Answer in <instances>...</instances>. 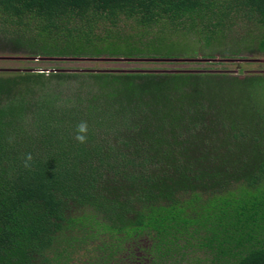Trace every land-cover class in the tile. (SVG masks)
Instances as JSON below:
<instances>
[{
    "label": "trees",
    "instance_id": "16d2710c",
    "mask_svg": "<svg viewBox=\"0 0 264 264\" xmlns=\"http://www.w3.org/2000/svg\"><path fill=\"white\" fill-rule=\"evenodd\" d=\"M184 29L264 52V0H0L26 60L173 58ZM0 264H264V72L0 70Z\"/></svg>",
    "mask_w": 264,
    "mask_h": 264
},
{
    "label": "rangeland",
    "instance_id": "374dc122",
    "mask_svg": "<svg viewBox=\"0 0 264 264\" xmlns=\"http://www.w3.org/2000/svg\"><path fill=\"white\" fill-rule=\"evenodd\" d=\"M170 26L164 28L168 31ZM231 40L234 36L247 35L249 38L259 33L258 27L253 22H246L242 28L235 26L231 31ZM174 35L173 39L178 41L173 53L180 60H151L159 57H135V59L119 58L120 56L103 55L101 58H84V59H64V58H38L26 60L25 54H13L9 48L0 42V70L5 69H33L38 72L49 73L52 69L66 70H103V69H177V70H209L213 72H229L237 75L239 78L252 73L264 72V52L258 48L257 42L251 44L253 48L243 47L241 55L225 57L218 48L205 47L200 34L196 31H187L184 29ZM249 44V41L247 42ZM233 46V45H231ZM224 46L221 47V50ZM229 47V46H228ZM234 47V46H233ZM169 53V51H165ZM207 53L215 54L213 57L206 56ZM15 55V56H13ZM15 57V58H14ZM141 58H149L142 60ZM171 58V57H169ZM40 59V60H39ZM138 59V60H137Z\"/></svg>",
    "mask_w": 264,
    "mask_h": 264
},
{
    "label": "water",
    "instance_id": "95a60500",
    "mask_svg": "<svg viewBox=\"0 0 264 264\" xmlns=\"http://www.w3.org/2000/svg\"><path fill=\"white\" fill-rule=\"evenodd\" d=\"M18 58H25V57H18ZM26 58H28V57H26ZM33 58L38 59L40 57H38V58L33 57ZM52 58H54V57H52ZM119 58H121V57H119ZM122 58H124V57H122ZM124 59H135V58H124ZM141 59L144 60V59H149V58H141ZM151 60H180V58H152ZM111 69H113V68H111ZM116 69H122L123 70V68H116ZM29 70L35 71L33 69H29ZM58 70H66V69H52L51 71L56 72ZM67 71H70V70H67ZM93 71H100V70H93ZM123 71H142V72L143 71H149V72H152V71L153 72L169 71V72H176V71H181V70H177V69H127V70H123Z\"/></svg>",
    "mask_w": 264,
    "mask_h": 264
},
{
    "label": "clouds",
    "instance_id": "9594fccd",
    "mask_svg": "<svg viewBox=\"0 0 264 264\" xmlns=\"http://www.w3.org/2000/svg\"><path fill=\"white\" fill-rule=\"evenodd\" d=\"M88 131V126L86 122H81L80 124L77 125V133L78 135L76 136V139L84 143L86 141V134ZM32 160L31 154H28L25 160V167H29V162Z\"/></svg>",
    "mask_w": 264,
    "mask_h": 264
}]
</instances>
